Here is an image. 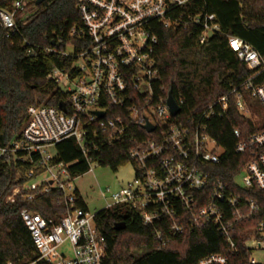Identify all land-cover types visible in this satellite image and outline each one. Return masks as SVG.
Returning a JSON list of instances; mask_svg holds the SVG:
<instances>
[{
    "label": "built area",
    "instance_id": "1",
    "mask_svg": "<svg viewBox=\"0 0 264 264\" xmlns=\"http://www.w3.org/2000/svg\"><path fill=\"white\" fill-rule=\"evenodd\" d=\"M36 1L12 0L9 9H0V26L7 38L17 32V18L31 12L29 8ZM193 1L75 0L81 25L70 30L69 38L79 47L66 46L62 53L64 57L74 55L75 62L69 70H54L48 76L68 95V107L64 106L63 112L29 107L20 134L0 146V161L31 167L25 174L27 180L5 198L7 203L17 196L33 201L55 189L62 193L61 202L66 207L57 220L44 219L28 209L20 211L37 252V259L28 264H109L104 237L94 224L95 214L77 207L81 199L72 187L68 165L56 162V153H49L50 148L73 139L87 159L88 126L99 130L107 144L118 141L133 124L147 135L129 153L132 183L116 192L107 189L102 193L103 210L117 206L135 210L141 223L153 228L159 248L186 226L191 230L214 227L225 254H211L194 264H227L228 255L237 253L236 226L256 221L260 209L258 200L246 195H264V130L245 140H240V130H233L239 140L234 152L249 153L250 161L234 177L232 190L226 183L213 181L207 171L219 164L223 149L208 135L205 122L221 118L230 99L236 111L250 120L251 102L264 110V57L247 42L228 36V49L251 73L247 79L185 123L176 120L180 112L171 115L167 98L153 102L152 85L158 76L153 58L157 26L164 30L197 27L199 44L219 33L213 14L192 16L182 11ZM175 103L180 108L181 100ZM146 124L153 127L152 132L143 129ZM245 233L247 264H264L252 257L255 252H264V217Z\"/></svg>",
    "mask_w": 264,
    "mask_h": 264
},
{
    "label": "trees",
    "instance_id": "2",
    "mask_svg": "<svg viewBox=\"0 0 264 264\" xmlns=\"http://www.w3.org/2000/svg\"><path fill=\"white\" fill-rule=\"evenodd\" d=\"M12 0H0V9H9ZM75 0H43L33 4L31 12L17 18V32L9 38L0 26V146L19 135L27 122L31 106H45L64 111L68 95L48 78L54 70H69L74 55L64 57L66 46L78 49L79 43L69 38V32L81 25ZM185 14L201 16L213 14L219 33L199 44L200 29L164 30L157 26V44L153 58L158 73L153 83V102L165 100L170 92L175 101L181 100L176 120L196 119L220 97L227 95L251 73L227 47V37L239 38L250 44L264 57V0H195ZM85 47V45H83ZM63 107V110L59 109ZM252 120L240 115L232 99L221 118L205 122L208 135L223 149L220 162L207 171L213 181L219 180L233 187L234 177L250 161V154L238 155L234 147L239 141L233 130H240V140L264 130V110L256 102L249 105ZM117 112L116 110L111 111ZM85 148L87 159L73 139L54 148L55 161L68 165L72 179L84 175L96 163L116 171L130 163L129 153L147 135L136 125L128 127L118 141L104 143L100 131L88 126ZM27 163L0 161V264H28L37 259V252L29 232L20 218V211L28 209L44 219H60L66 213L62 193L51 190L26 201L17 196L12 203L5 198L22 185L30 169ZM234 190V189H232ZM260 203L256 221L264 217V195L248 193ZM60 202V203H59ZM77 207L85 208L82 201ZM251 223L236 226L237 253L228 255L227 264H247L249 254L243 242L245 230ZM124 223L121 231L113 230ZM94 224L105 240V258L109 264H194L211 254H225V247L214 227L191 230L187 226L180 235L159 248L153 228L144 226L135 210L117 206L95 213ZM42 264V263H38Z\"/></svg>",
    "mask_w": 264,
    "mask_h": 264
},
{
    "label": "rangeland",
    "instance_id": "3",
    "mask_svg": "<svg viewBox=\"0 0 264 264\" xmlns=\"http://www.w3.org/2000/svg\"><path fill=\"white\" fill-rule=\"evenodd\" d=\"M67 51L69 52L70 48ZM49 153L54 155L55 150L50 148ZM133 179L134 170L130 163H126L116 171L92 163L90 170L84 175L75 178L71 184L76 189L87 211L95 214L106 206L102 193H105L107 189H109L110 193L116 192L131 184ZM237 180L240 181L239 178ZM252 257L257 263H264V252H255Z\"/></svg>",
    "mask_w": 264,
    "mask_h": 264
},
{
    "label": "water",
    "instance_id": "4",
    "mask_svg": "<svg viewBox=\"0 0 264 264\" xmlns=\"http://www.w3.org/2000/svg\"><path fill=\"white\" fill-rule=\"evenodd\" d=\"M43 0H37L35 2V5H39ZM166 104H167V107L169 109V112L171 113L172 116H175L177 115L179 112H180V108L176 105L171 93L169 92L168 95H167V100H166ZM59 109L60 110H63V107L62 106H59ZM100 118L103 116L102 113H96ZM143 129L150 133L153 131V127L149 124H146L143 126ZM124 229V223H117L113 226V230L115 231H121Z\"/></svg>",
    "mask_w": 264,
    "mask_h": 264
}]
</instances>
